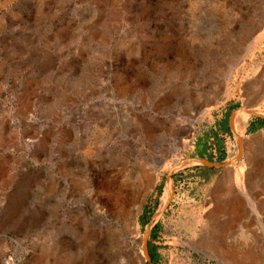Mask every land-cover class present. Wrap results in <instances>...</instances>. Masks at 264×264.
Listing matches in <instances>:
<instances>
[{"label": "rangeland", "instance_id": "1", "mask_svg": "<svg viewBox=\"0 0 264 264\" xmlns=\"http://www.w3.org/2000/svg\"><path fill=\"white\" fill-rule=\"evenodd\" d=\"M261 102L264 0H0V264H264Z\"/></svg>", "mask_w": 264, "mask_h": 264}, {"label": "bare ground", "instance_id": "2", "mask_svg": "<svg viewBox=\"0 0 264 264\" xmlns=\"http://www.w3.org/2000/svg\"><path fill=\"white\" fill-rule=\"evenodd\" d=\"M242 66H243V63L240 62V61H237V62L233 63L230 66V71H229L228 75L227 76L225 75L227 78L225 77V81H224L222 87H220L219 93L217 94L216 106H219L221 104V97H222V94L224 92V89L228 88V86L231 84V82H234V79H236L237 75L239 74L240 68ZM251 114H255V115H259V116L264 117V102H261L253 110L241 109V110L237 111L234 114L232 121H233L236 129H239L240 133H244V132L247 131L248 118H249V115H251ZM176 128L178 130H182V131L187 129V127H185L184 125L182 126V125H178V124L176 125ZM166 136H168V135L165 133L163 135L162 139L159 140L157 143H155L154 146L156 147V149L153 152L151 151L152 152L151 155H149L146 159H144V162H146V163L142 164L143 168L144 167H148L147 168L148 169V173L151 174L152 176L153 175L158 176V173H159L158 170L161 169L164 164H167L169 161H172L174 158L176 159L177 158L176 155H177V153H179V150L187 147L190 144L191 140H192V138H190V137H192L191 134H190V136L186 135V137H183L182 139H169ZM237 140H238V149H237L236 153L234 154V158L232 159V161H230L227 164V166L229 165V167L230 166H234V163L242 155V147H241L242 140H241V137H237ZM158 149H159V152L161 153L159 156L156 155V151H158ZM176 164H177V167L181 166V164L178 163V161L176 162ZM183 165H184V163H182V166ZM262 166H264V165H262ZM172 171H173V169H172ZM139 183H141V182H139ZM164 197L165 198H164V201L162 202L160 213L163 211V209L165 208L166 202L168 201V194H167V196L164 195ZM104 221H105L104 224L106 226L110 225V221L109 220L105 219ZM143 238H144L143 239V254L141 253L142 255H140L135 249H133L132 246H130V244L128 242V239L126 237L123 238V241L120 243L121 244L120 248L123 251L127 249L130 252H135V254H136V262H134L133 264H143L144 260H146V262L149 261V256H148L147 250H146V244H147L146 241H147V238H148V232L144 235ZM226 252H228V251H226ZM233 253H235V252H233ZM237 262H239V260H237ZM263 262H264V258H263Z\"/></svg>", "mask_w": 264, "mask_h": 264}, {"label": "crops", "instance_id": "3", "mask_svg": "<svg viewBox=\"0 0 264 264\" xmlns=\"http://www.w3.org/2000/svg\"><path fill=\"white\" fill-rule=\"evenodd\" d=\"M262 119L256 120V121H252L249 126H250V130L251 131H255L261 128H264V126L261 125L262 123ZM196 152H197V156H201L204 157V159H207L209 161H221L224 158V155L222 153L221 150L216 151V153L211 152L209 149H205L204 151H200V147L199 145H197L196 147ZM201 153H203V156L201 155Z\"/></svg>", "mask_w": 264, "mask_h": 264}, {"label": "trees", "instance_id": "4", "mask_svg": "<svg viewBox=\"0 0 264 264\" xmlns=\"http://www.w3.org/2000/svg\"><path fill=\"white\" fill-rule=\"evenodd\" d=\"M261 125L264 126V121H262ZM222 130L224 132H229L228 126H226V125L222 128ZM201 155L203 156V153H201ZM202 158H204V157H202ZM145 219H149V217H145L144 220ZM150 255L152 256V258H153L154 261H157L160 258L159 255H157L155 253V250L154 249L151 250Z\"/></svg>", "mask_w": 264, "mask_h": 264}, {"label": "water", "instance_id": "5", "mask_svg": "<svg viewBox=\"0 0 264 264\" xmlns=\"http://www.w3.org/2000/svg\"><path fill=\"white\" fill-rule=\"evenodd\" d=\"M150 260V259H149Z\"/></svg>", "mask_w": 264, "mask_h": 264}]
</instances>
